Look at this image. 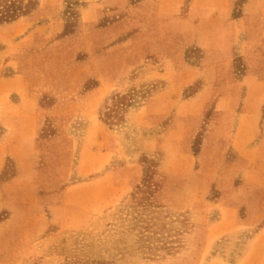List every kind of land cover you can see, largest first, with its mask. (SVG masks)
<instances>
[{
	"label": "rangeland",
	"instance_id": "rangeland-1",
	"mask_svg": "<svg viewBox=\"0 0 264 264\" xmlns=\"http://www.w3.org/2000/svg\"><path fill=\"white\" fill-rule=\"evenodd\" d=\"M142 1L0 0V27L31 26L0 28V78L24 85L0 92V264H221L264 226V0H228L242 24L222 59L169 30L193 0L173 18ZM27 96L36 116H1ZM225 214L248 230L209 248Z\"/></svg>",
	"mask_w": 264,
	"mask_h": 264
},
{
	"label": "crops",
	"instance_id": "crops-1",
	"mask_svg": "<svg viewBox=\"0 0 264 264\" xmlns=\"http://www.w3.org/2000/svg\"><path fill=\"white\" fill-rule=\"evenodd\" d=\"M123 3L124 0H102L103 8L120 6ZM183 3L184 0H144L140 4L148 9L153 4H156V9L162 12H159L158 16L165 13L173 18L176 15L175 13L179 12ZM230 6L231 4L228 0H193L183 14L177 15L172 19L169 30H171V32H180L188 34L189 36L191 35V41L197 42L205 48H210L211 54L209 57L217 56L220 59L224 57L226 58L229 56L231 47L237 39V33L242 24V18H237L225 25L224 15ZM97 8V5H89V8L81 11L82 16L84 15V17H88L92 20L93 17H97ZM0 28L10 31L11 33L9 34H11V37L22 34L25 31L24 40H27L30 36L29 29L31 26L26 22L13 21L6 23ZM212 35H216L214 40L218 43V46L212 44V42H214L212 41ZM204 41H208L209 45H204ZM18 45V42H13L12 44L13 47H18ZM13 68L14 74L12 76L0 78V92L4 91L8 95L13 92L24 91L23 78L17 71L16 67ZM27 98L28 108L26 113H17L16 110L18 105L4 99L1 103V116L6 118H33L36 116V101L31 96H27ZM244 118H240L239 122L242 123ZM224 219L226 224L213 226V228H210L207 232V244L209 248H212L217 241H223L226 246L239 244L242 239L239 236L233 239L232 236L248 230V227L242 225L239 226L237 223L229 224L226 214L224 215ZM198 230L202 231V226L199 227ZM227 235L229 236L227 237ZM222 238L223 240H221ZM230 239H232V241H230ZM244 244L243 250L239 251L240 253L237 257L233 256L236 254L233 253V250H226V256L224 258L220 257V261H217L221 262V264H264V226L257 228L253 232L251 238Z\"/></svg>",
	"mask_w": 264,
	"mask_h": 264
},
{
	"label": "trees",
	"instance_id": "trees-1",
	"mask_svg": "<svg viewBox=\"0 0 264 264\" xmlns=\"http://www.w3.org/2000/svg\"><path fill=\"white\" fill-rule=\"evenodd\" d=\"M133 1H139V0H133ZM19 10L18 7H15V10ZM19 15L15 14L13 12L12 15L4 17V21L6 20H14L16 17H18ZM1 20V19H0ZM131 101L130 99H128L126 96H122V95H117L115 96L111 103L109 105L106 106V113L103 114V116L105 117V123L109 124V125H113L115 123H118L122 117L123 112H125L129 107H130ZM153 176V171H152V167H148L147 171H145V177H152ZM83 264H87V262H83ZM90 264H109V262L106 261H92L90 262Z\"/></svg>",
	"mask_w": 264,
	"mask_h": 264
}]
</instances>
